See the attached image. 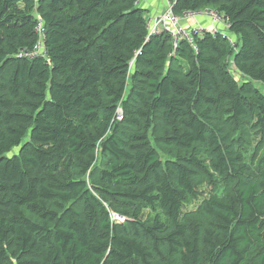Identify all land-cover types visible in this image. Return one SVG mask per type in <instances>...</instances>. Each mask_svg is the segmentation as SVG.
Here are the masks:
<instances>
[{"label":"trees","instance_id":"1","mask_svg":"<svg viewBox=\"0 0 264 264\" xmlns=\"http://www.w3.org/2000/svg\"><path fill=\"white\" fill-rule=\"evenodd\" d=\"M207 9L234 47L174 48L140 0H0V264H264V0L173 6Z\"/></svg>","mask_w":264,"mask_h":264},{"label":"built area","instance_id":"2","mask_svg":"<svg viewBox=\"0 0 264 264\" xmlns=\"http://www.w3.org/2000/svg\"><path fill=\"white\" fill-rule=\"evenodd\" d=\"M165 1L167 7L163 13L159 15H151L147 18V29L150 36L169 35L172 39L174 48L177 47V44L180 40L185 39L189 45H191V47L197 50L194 45V37L200 36L206 32L212 34L221 33L228 38L231 46H235L234 40L227 32L229 25L218 11L207 9L199 12H187L181 17H178L173 11V6L177 0ZM200 18L208 19L211 22V28L198 25L192 28L182 27V25H180V21L182 19L198 20ZM35 31L38 36V41L35 43L32 49L20 50L18 54L20 58L34 59L36 57H43L47 55V49L45 47L47 35L44 22L40 18L37 19ZM116 120L119 122H122L123 120V112L121 108L117 110Z\"/></svg>","mask_w":264,"mask_h":264},{"label":"crops","instance_id":"3","mask_svg":"<svg viewBox=\"0 0 264 264\" xmlns=\"http://www.w3.org/2000/svg\"><path fill=\"white\" fill-rule=\"evenodd\" d=\"M141 6L148 11V16L159 15L163 13L167 7L165 0H140ZM184 24L182 27H194L202 26L211 28V22L206 18H200L198 20L182 19Z\"/></svg>","mask_w":264,"mask_h":264},{"label":"rangeland","instance_id":"4","mask_svg":"<svg viewBox=\"0 0 264 264\" xmlns=\"http://www.w3.org/2000/svg\"><path fill=\"white\" fill-rule=\"evenodd\" d=\"M149 17V16H148ZM180 25H183L184 24V22H183V20H181L180 21ZM219 27H222V26H219ZM257 88H259L260 90H262V92L264 93V85L263 84H257V86H256ZM18 153V151L17 150H14L11 154H10V156H12V155H15V154H17ZM195 207L193 206V207H190V210H192V209H194Z\"/></svg>","mask_w":264,"mask_h":264}]
</instances>
